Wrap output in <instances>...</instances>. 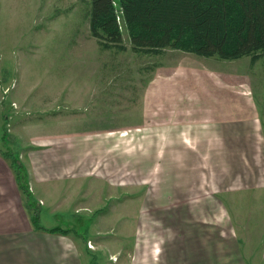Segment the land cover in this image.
Listing matches in <instances>:
<instances>
[{"label":"rangeland","instance_id":"374dc122","mask_svg":"<svg viewBox=\"0 0 264 264\" xmlns=\"http://www.w3.org/2000/svg\"><path fill=\"white\" fill-rule=\"evenodd\" d=\"M90 1L0 0V149L40 223L72 229L91 264H264V134L230 136L208 117L225 108L202 107L244 92L264 128V55L138 52L124 23L126 49H104Z\"/></svg>","mask_w":264,"mask_h":264},{"label":"trees","instance_id":"16d2710c","mask_svg":"<svg viewBox=\"0 0 264 264\" xmlns=\"http://www.w3.org/2000/svg\"><path fill=\"white\" fill-rule=\"evenodd\" d=\"M86 15L104 49H126L124 23L138 52L161 54L175 48L221 59L250 56L253 62L264 55V0H91ZM12 154L5 155L12 158L17 183L27 195L34 227L68 234L72 229L42 226L27 173Z\"/></svg>","mask_w":264,"mask_h":264},{"label":"crops","instance_id":"0c3cea01","mask_svg":"<svg viewBox=\"0 0 264 264\" xmlns=\"http://www.w3.org/2000/svg\"><path fill=\"white\" fill-rule=\"evenodd\" d=\"M172 90L176 92L178 89L170 88L161 93L170 94ZM156 92L157 95L160 94L159 91ZM208 92L207 100L202 107H207L206 110L212 109L210 111L204 109V112L211 114L215 107L222 105L225 108L224 114L217 117L211 114L208 117L224 122L225 125L220 126L223 130L225 128L227 134L234 137L252 136L254 143L256 138L264 134L262 125L258 129L251 115L255 111V102L251 95L237 92L228 96L227 89ZM225 118L231 120L226 121ZM181 138L183 139L182 135ZM5 154L0 149V264H91L89 259L88 261L85 259L86 247L72 233L62 234L34 227L32 213L23 200V193L16 180L12 158ZM30 156L28 158L32 157L35 162V157ZM32 173L34 179L38 181L47 176L40 162ZM42 226L52 228L59 225Z\"/></svg>","mask_w":264,"mask_h":264}]
</instances>
